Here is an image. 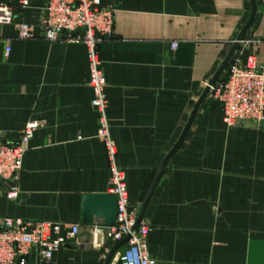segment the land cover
Segmentation results:
<instances>
[{
	"label": "crops",
	"instance_id": "0c3cea01",
	"mask_svg": "<svg viewBox=\"0 0 264 264\" xmlns=\"http://www.w3.org/2000/svg\"><path fill=\"white\" fill-rule=\"evenodd\" d=\"M46 1L32 0L11 24H0V143L16 142L29 122L40 125L14 199L0 182V219L77 224L76 242L58 251L53 264H104L114 246L90 232L104 222L81 218L85 195L110 194L98 116L90 107L87 49L43 39ZM100 1L114 13L113 35L98 47L110 137L139 215L160 165L248 22L251 2ZM255 1L238 51L264 67V0ZM20 24L33 27L34 37L20 38ZM259 127L227 128L220 104L207 97L142 220L157 264H264V124Z\"/></svg>",
	"mask_w": 264,
	"mask_h": 264
},
{
	"label": "built area",
	"instance_id": "2783aa9c",
	"mask_svg": "<svg viewBox=\"0 0 264 264\" xmlns=\"http://www.w3.org/2000/svg\"><path fill=\"white\" fill-rule=\"evenodd\" d=\"M32 0H20L15 6L0 5V24L13 22L14 15L31 5ZM43 39L49 42L81 43L87 49L91 90L90 107L98 116L97 138L104 146L109 170V193L116 197L117 219L112 227L94 225L90 232L101 235L115 246L129 237L109 264H157L148 253L149 228L142 221L134 232L138 211L132 209L124 170L117 163V151L110 137L108 103L105 97L106 78L102 70L99 44L113 35L114 13L102 8L100 0H47L40 20ZM19 37H34L33 27L18 26ZM172 49L177 44L172 43ZM10 53L6 46L5 55ZM222 110V122L227 128L243 123L264 124V67L245 50L236 51L219 84L209 96ZM29 122L12 144L0 143V182L9 185L7 196L14 199L15 186L22 169L27 145L39 128ZM80 233L77 224L44 221H24L19 218L0 219V264H53L54 255L72 245Z\"/></svg>",
	"mask_w": 264,
	"mask_h": 264
},
{
	"label": "water",
	"instance_id": "95a60500",
	"mask_svg": "<svg viewBox=\"0 0 264 264\" xmlns=\"http://www.w3.org/2000/svg\"><path fill=\"white\" fill-rule=\"evenodd\" d=\"M251 2V16L246 23V25L243 27L242 31L239 33L236 40L231 45L227 55L225 56L223 62L217 69V71L214 73L213 77L209 81L208 87L202 92L201 96L199 97L197 103L195 104L191 115L185 125V128L183 130V133L178 140V142L175 144V146L172 148V150L167 154L165 159L163 160L162 164L160 165L158 169V173L156 176V179L147 195V198L141 208V211L137 218V223L134 228V232L137 231V228L139 227L141 221L143 220V217L145 215V212L150 204V201L153 197V194L160 183L165 169L172 159V157L176 154V152L181 148L183 145L188 132L190 131L192 124L196 118V115L198 111L200 110L202 104L205 102L207 97L209 96L211 90L218 85L220 82L225 70L227 69L230 61L232 60L233 56L235 55L236 51L239 48L240 43L243 41L245 35L247 34L249 28L251 27L255 14H256V1L250 0ZM81 218L84 224H92L94 219H101L104 222V225L107 227H112L116 223L117 219V201L116 197L112 194H106V195H85L82 200V211H81ZM129 237L125 238L121 242L117 243L107 254L106 259L104 261V264H109L113 258V256L121 249L123 248L126 243L128 242Z\"/></svg>",
	"mask_w": 264,
	"mask_h": 264
},
{
	"label": "rangeland",
	"instance_id": "374dc122",
	"mask_svg": "<svg viewBox=\"0 0 264 264\" xmlns=\"http://www.w3.org/2000/svg\"><path fill=\"white\" fill-rule=\"evenodd\" d=\"M262 66V65H261ZM263 67V66H262ZM219 84V83H218ZM243 124H248V123H243ZM243 124H240V125H238V126H236V127H234V128H237V127H239V126H242ZM254 125V124H253ZM255 126H258V125H255ZM259 127V126H258ZM259 128H262L261 126L259 127Z\"/></svg>",
	"mask_w": 264,
	"mask_h": 264
}]
</instances>
